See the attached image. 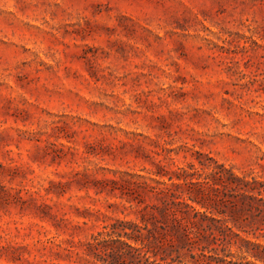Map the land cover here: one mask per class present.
<instances>
[{
    "label": "rangeland",
    "instance_id": "374dc122",
    "mask_svg": "<svg viewBox=\"0 0 264 264\" xmlns=\"http://www.w3.org/2000/svg\"><path fill=\"white\" fill-rule=\"evenodd\" d=\"M199 161L264 179V0H0V264H100Z\"/></svg>",
    "mask_w": 264,
    "mask_h": 264
},
{
    "label": "trees",
    "instance_id": "16d2710c",
    "mask_svg": "<svg viewBox=\"0 0 264 264\" xmlns=\"http://www.w3.org/2000/svg\"><path fill=\"white\" fill-rule=\"evenodd\" d=\"M199 164L175 175L182 182H144L158 202L137 220L115 219L104 226L88 242L94 259L100 264H127L129 257L130 264H264L259 241L264 240V179L238 175L223 164Z\"/></svg>",
    "mask_w": 264,
    "mask_h": 264
}]
</instances>
